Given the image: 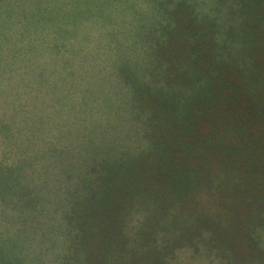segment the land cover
<instances>
[{
	"label": "trees",
	"instance_id": "1",
	"mask_svg": "<svg viewBox=\"0 0 264 264\" xmlns=\"http://www.w3.org/2000/svg\"><path fill=\"white\" fill-rule=\"evenodd\" d=\"M10 2L0 264H264V0Z\"/></svg>",
	"mask_w": 264,
	"mask_h": 264
},
{
	"label": "rangeland",
	"instance_id": "2",
	"mask_svg": "<svg viewBox=\"0 0 264 264\" xmlns=\"http://www.w3.org/2000/svg\"><path fill=\"white\" fill-rule=\"evenodd\" d=\"M10 1H11L10 4L11 5L14 4V8H17L18 4L22 3L23 0H10ZM68 1H69L68 7L71 8L73 11L78 12L82 17L85 16L84 18L88 19V20H86V22H91L90 28H92V30H94V31L87 33L88 38L84 37V36H78L77 39L72 40L73 42H67L66 47L68 49H71V46H72V49H73V46L75 45V48L77 46H81L82 48H84V47L86 48L89 46V44H92L93 42H97L96 39L92 40L91 34H96L100 31V30L96 31L97 30L96 26H94L93 22H92V20L101 16L100 15L101 10L99 8L100 0H68ZM4 3H5V0H0V4L4 5ZM5 11H7V10H5ZM5 11H3L2 14L5 15L6 14ZM17 18H20V14L15 15L13 17V21L16 20ZM13 25L16 26V24H14V23H13ZM86 25L89 26L90 23H86ZM7 29H9V28L6 26L4 29H0V34L2 32H5ZM44 30L46 33L47 30H49V28H44ZM109 30H110V28L106 29L105 31L108 32ZM7 38L8 37L6 35L2 38L5 42V45L7 44ZM101 39L103 40L102 43H104L105 41H104L103 37ZM10 46H14V45H10ZM32 57L30 59V63L27 65H28V68L32 69L35 72V74H34V76H32L31 80L28 79V81H26L24 87L21 90H18V92L20 93L18 98L23 100V102L25 103L24 107L28 108V109H31L32 107L37 108L39 106V104H43L45 102L44 100H42V98L45 96L46 91H47V89H46L47 82L39 84V82L41 81V78H39V76L36 74H38L40 72H45V75L43 77H44V79H47V80H48V76H49V74H48L49 64L44 63V62L42 64H39L37 61L38 56H32ZM68 62L70 65V69H74L73 65H72L73 63L70 61H68ZM86 63H88V61H85V63H83V64H86ZM61 74H62V78H64L70 84H73V81L77 80L76 76H69L65 73H61ZM84 77L87 78L85 75H84ZM6 81H7V76L4 74V72L2 70H0V85L6 84ZM0 97H1L0 98L1 108H5V107L10 108V105H14V99L16 98V96H11L10 94H1ZM13 108H15V107H13ZM205 257H208V255L207 256L202 255L200 257L201 261L197 259L196 264H208V263H206L207 261H206ZM209 257H211L212 259H218V258H215L213 256H209ZM213 261L215 262V264H219L218 260H213ZM209 264H214V263H209Z\"/></svg>",
	"mask_w": 264,
	"mask_h": 264
}]
</instances>
